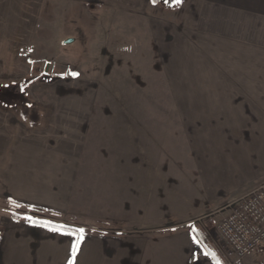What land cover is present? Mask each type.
<instances>
[{
	"label": "crops",
	"instance_id": "crops-1",
	"mask_svg": "<svg viewBox=\"0 0 264 264\" xmlns=\"http://www.w3.org/2000/svg\"><path fill=\"white\" fill-rule=\"evenodd\" d=\"M43 15L44 0H0V203L57 225L16 219L8 209L0 264H220L194 222L205 203L264 183V68L195 72V89L186 90L196 117L179 123L196 127L192 137L180 130L197 143L195 164L173 166L188 180L173 187L171 123L124 117L94 100L95 80L41 88L49 98L37 102L38 113H49L41 127L13 113L2 91L27 79L25 56ZM256 55L253 63L264 62Z\"/></svg>",
	"mask_w": 264,
	"mask_h": 264
},
{
	"label": "rangeland",
	"instance_id": "rangeland-1",
	"mask_svg": "<svg viewBox=\"0 0 264 264\" xmlns=\"http://www.w3.org/2000/svg\"><path fill=\"white\" fill-rule=\"evenodd\" d=\"M67 39L73 40L64 43ZM32 42L25 56L27 79L12 80L2 91L13 113L41 127L49 114L38 113L37 102L49 99L41 88L68 85L76 77L92 79L101 87L92 94L94 100L117 106L124 117L153 118L161 126L164 120L171 123L165 141L171 144L172 167L186 160L190 168L197 149L191 130L196 127L184 126L191 136L186 139L179 123L196 117V111L186 89H195L198 70L264 68V62L249 58L251 53L264 58V0H182L179 5L176 0H44L43 26ZM210 147L204 143L203 149ZM174 167L172 185L184 187L188 180ZM252 190L220 199V204L205 203L194 222L209 236L222 264H258L264 257V246L239 257L219 233L220 221ZM8 209L0 203V222ZM38 218L48 220L45 215Z\"/></svg>",
	"mask_w": 264,
	"mask_h": 264
},
{
	"label": "built area",
	"instance_id": "built-area-1",
	"mask_svg": "<svg viewBox=\"0 0 264 264\" xmlns=\"http://www.w3.org/2000/svg\"><path fill=\"white\" fill-rule=\"evenodd\" d=\"M222 240L239 257L264 246V183L242 197L219 223ZM258 264H264V257Z\"/></svg>",
	"mask_w": 264,
	"mask_h": 264
},
{
	"label": "trees",
	"instance_id": "trees-1",
	"mask_svg": "<svg viewBox=\"0 0 264 264\" xmlns=\"http://www.w3.org/2000/svg\"><path fill=\"white\" fill-rule=\"evenodd\" d=\"M162 0H152V2H154L155 4L160 3ZM8 207L11 209V215L16 218V219H27L30 221H34V222H41V223H46V224H51V225H57V223L50 221V220H45V219H40L37 217H29V216H25L24 214L18 212V208L19 206L14 204V203H9ZM29 211L32 213H42L43 210L37 207H32L29 208ZM61 228L65 229V230H72V231H78L77 228H74L70 225H61ZM195 236L197 237V239L199 240V242L203 245V247L207 250V252L213 257V259L217 262L222 264L221 262V257L219 255V252L212 247L211 245V241L209 236L206 235V233H204L203 231L199 230V229H195L194 230Z\"/></svg>",
	"mask_w": 264,
	"mask_h": 264
},
{
	"label": "snow or ice",
	"instance_id": "snow-or-ice-1",
	"mask_svg": "<svg viewBox=\"0 0 264 264\" xmlns=\"http://www.w3.org/2000/svg\"><path fill=\"white\" fill-rule=\"evenodd\" d=\"M182 3V0H176V4L179 5ZM82 231V230H81Z\"/></svg>",
	"mask_w": 264,
	"mask_h": 264
},
{
	"label": "water",
	"instance_id": "water-1",
	"mask_svg": "<svg viewBox=\"0 0 264 264\" xmlns=\"http://www.w3.org/2000/svg\"><path fill=\"white\" fill-rule=\"evenodd\" d=\"M73 39H67L66 41H64V43H70L72 42Z\"/></svg>",
	"mask_w": 264,
	"mask_h": 264
}]
</instances>
